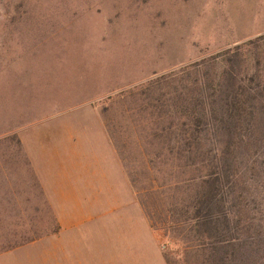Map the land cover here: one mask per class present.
<instances>
[{
    "label": "rangeland",
    "instance_id": "1",
    "mask_svg": "<svg viewBox=\"0 0 264 264\" xmlns=\"http://www.w3.org/2000/svg\"><path fill=\"white\" fill-rule=\"evenodd\" d=\"M263 35L264 0H0V149L16 154L0 163L27 164L21 138L44 176L36 136L59 129L52 148L88 168L89 264H206L187 215L193 174L169 153L168 76ZM25 199L2 213L32 226L0 222V264H54L63 239L16 234L57 232L42 197ZM249 208L245 228L264 225V200Z\"/></svg>",
    "mask_w": 264,
    "mask_h": 264
},
{
    "label": "trees",
    "instance_id": "2",
    "mask_svg": "<svg viewBox=\"0 0 264 264\" xmlns=\"http://www.w3.org/2000/svg\"><path fill=\"white\" fill-rule=\"evenodd\" d=\"M178 74L168 76L172 96L162 113L178 120L169 123L179 128L169 153L193 174L187 215L209 243L206 264H264V225L250 230L242 217L264 200V35Z\"/></svg>",
    "mask_w": 264,
    "mask_h": 264
},
{
    "label": "crops",
    "instance_id": "3",
    "mask_svg": "<svg viewBox=\"0 0 264 264\" xmlns=\"http://www.w3.org/2000/svg\"><path fill=\"white\" fill-rule=\"evenodd\" d=\"M61 132L59 129L49 127L36 136L44 166V172L41 173L44 176L38 174L39 171L35 170V166L31 164V153L24 147L20 137L22 147L18 149L19 154L24 156L27 164L9 163L11 160H7L6 164L0 163V222L8 228L22 226L30 228L31 222L22 224L20 219L3 216L2 213H13L14 205H22L28 201L34 202L32 199L26 200L25 197L32 198L35 193L36 196L42 197L43 203L48 205L56 221L57 232L27 231L16 234H53L57 239L64 240L55 248L57 256L54 264H89L86 255L82 256L86 252L82 245L87 238V232L79 235L80 230L93 220L89 213L87 199L83 195V187L79 182L88 175V168L87 165L78 163L77 152L71 153L69 159L66 157L63 159L60 150L52 148L55 139L61 138ZM12 155H16L15 149H0V156L11 157ZM29 178L32 181L29 182ZM18 208L19 212L23 210L21 207ZM38 210L39 208L36 207L35 211ZM12 219L16 223H13ZM80 251L84 252L80 253ZM4 256L0 255V260H3Z\"/></svg>",
    "mask_w": 264,
    "mask_h": 264
}]
</instances>
